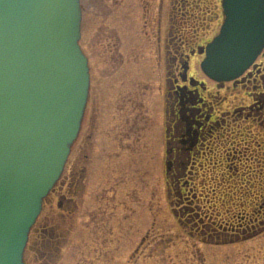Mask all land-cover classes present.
I'll return each instance as SVG.
<instances>
[{"label":"rangeland","instance_id":"obj_1","mask_svg":"<svg viewBox=\"0 0 264 264\" xmlns=\"http://www.w3.org/2000/svg\"><path fill=\"white\" fill-rule=\"evenodd\" d=\"M81 4L80 44L89 58L90 97L56 186L60 193L48 196L41 217L58 226L61 248L50 261L43 260L32 236L26 264H213V249L235 246L242 252V264H261L257 254L264 255V109L257 113L259 100L253 93L264 89L210 79L201 68V52L189 59L188 74L205 82L208 92L202 93L211 101V120L218 125L202 129L192 146L181 142L186 136L178 137L177 144L190 151L183 169L188 184L183 187L186 192L193 187L195 203L201 205L197 225L207 229L211 224L217 238L201 235L183 221L170 182L169 160L180 150L169 152L176 142L168 144L167 79L182 71L178 55L189 49L178 48L180 42L170 36H178L182 28L192 40L200 32L190 43L195 47L211 39L224 20L222 0ZM217 13L221 16L214 21ZM195 25L199 28L191 33ZM204 110L209 113L208 107ZM81 170L84 184L75 191ZM62 195L76 200L71 216L61 213L64 207L57 201ZM234 251L225 253L226 264Z\"/></svg>","mask_w":264,"mask_h":264},{"label":"water","instance_id":"obj_2","mask_svg":"<svg viewBox=\"0 0 264 264\" xmlns=\"http://www.w3.org/2000/svg\"><path fill=\"white\" fill-rule=\"evenodd\" d=\"M220 33L201 52L218 82L264 49V0H222ZM81 0H0V264H26L45 198L77 140L91 87Z\"/></svg>","mask_w":264,"mask_h":264},{"label":"flooded vegetation","instance_id":"obj_3","mask_svg":"<svg viewBox=\"0 0 264 264\" xmlns=\"http://www.w3.org/2000/svg\"><path fill=\"white\" fill-rule=\"evenodd\" d=\"M221 12H222V20H223L224 14H223V11ZM220 16L221 15L217 13L216 17L213 20L214 21L215 19L219 20ZM198 28L196 27V25L195 27H192L191 33L193 32L194 29H195V32H197ZM184 34L185 33L183 32L182 28H180L178 36L177 35H175L174 37L170 36L171 40H174L176 38L178 39V42H180V47L178 48L188 47L189 49H188V52L186 51L183 52L184 50H182L181 55H178L179 57L181 56L182 71H180L178 75L174 73L173 76L167 79L168 81L167 86H169L168 91H167V96H168L167 101L169 103L167 114H168V120L172 122L171 125L169 123L170 121L167 122V125H168L167 126V137L169 138L167 139H168L169 146L175 140L171 138H178V137L181 138L185 136L186 138L182 139L181 142L183 144H190L191 146L194 145L197 139L200 138L199 134L202 131V129L203 130L208 129L209 127L212 126V123L214 122L213 119L211 120L212 118L211 111L207 115L202 112L203 108H205V104L202 103L204 102V97L206 100L209 101L208 96L206 95V93L208 92L207 86L204 81L198 80L192 75H189L188 69L190 67L189 59H191L193 56L199 53V49L200 48L203 49V47H205L206 44L209 41H211L215 37L216 34L211 39H208L206 41L203 40V42L205 43H201V44L198 43L197 47L190 46V43L192 42L193 39L195 38L199 39V37H201L200 32H197V34H193L192 40L191 38L189 39V37L187 38L186 34H185L186 36H184ZM201 55L204 58L205 53L201 52ZM180 81L183 82L182 85L179 84ZM228 83H233L234 86H237L238 84L242 83L244 84L242 86L252 88L255 91L260 88L264 89V50L261 53V55L258 57V59L255 61V63L240 78L234 81L228 82ZM202 91L204 92L206 91V93H202ZM202 94L204 96L201 98ZM262 94H264V91L260 93L259 92L253 93V95H257L258 97L257 100H259V97ZM255 108H256L257 113H259L262 109H264V104H261V102L258 101ZM253 111H255V109ZM171 131H173L172 134H171ZM180 138H178V140ZM169 150H170L169 152L171 153H176L177 150H181L182 153L184 152L185 155L188 153L190 154V151H188L189 150L188 148H183V146L180 147L179 144H175L174 148L169 149ZM57 192H58V187L55 188L52 193L57 194ZM57 202L61 203L59 197H58ZM46 203H47V200L44 203L43 211L39 219L37 220L35 226L33 227L34 234H36L37 238L46 232L45 227L47 226L48 221L41 220V217L45 210ZM49 203H51L50 205L53 206L54 202H52L51 200L49 201Z\"/></svg>","mask_w":264,"mask_h":264},{"label":"trees","instance_id":"obj_4","mask_svg":"<svg viewBox=\"0 0 264 264\" xmlns=\"http://www.w3.org/2000/svg\"><path fill=\"white\" fill-rule=\"evenodd\" d=\"M204 95L202 94L201 98ZM259 101L261 102V104H264V94H262L259 97ZM203 104H205L206 108L208 107L209 109V113L211 108V101H208L205 99L204 97V102H202ZM209 105V106H208ZM204 112H206L205 114H209L206 110H204ZM206 117V116H205ZM216 125H218V122L215 120L212 123V126L209 127L208 129H206L207 131H211L210 129H213L214 126L216 127ZM173 142H177L179 143L178 139H175ZM181 149V148H179ZM179 152V151H178ZM181 152V153H180ZM180 152L178 153V156L174 157V159L169 160V162L171 163V168L173 169V173L171 175V185L173 188V195L177 198L176 199V203L179 205V213L183 214L181 215L182 217L185 215L183 221L185 220L186 222H191L192 225H194L195 227H193V230L197 231L198 233H200L201 235H207L209 238H217L215 235L216 233H218L216 230L214 231L213 229H209V226H211V224H207L205 225L207 227L206 228H199L202 226L197 225L199 220L202 219V217L200 216V210H201V205L196 204L194 197H195V190L193 187H189L187 189V192L185 191L183 185L188 184V180L184 179V167L185 165L188 163V158L190 159V154L188 153L187 155H185L184 153H182V151L180 150ZM185 158V160H184ZM82 171V170H81ZM81 180L79 177L76 178V182L74 183V190L77 187V189L75 191H78L79 188L81 187L82 184H84V182H82V177H83V171L81 172ZM190 182V181H189ZM190 186V185H189ZM60 193V190H58L57 194ZM63 197H61V200L59 203V205H63L62 207H64L63 211L61 212L62 215H67V216H71L72 214H74L75 212V207L77 206L76 204V200L74 197H69L67 195H62ZM173 196V197H174ZM195 203V204H194ZM199 210V211H198ZM247 214V213H245ZM200 216V217H199ZM257 218V217H256ZM253 220H256L255 218ZM51 221H48L46 228V232L43 233L40 237L37 238L36 234H34V228L32 230V234H31V238H30V242H29V247L32 245V236H35V246L36 251H39L40 257L45 260H49L50 261V255L54 254V256L56 255V252H58L61 248L60 243H61V235L57 232V225L55 224H51ZM259 222V220H258ZM227 230L230 229L229 227L226 228ZM232 229V227H231ZM207 231V232H206ZM37 238V239H36ZM207 237H205L206 239ZM217 239H215L216 241ZM222 240V239H221ZM207 241H211L210 239ZM51 256V258H53Z\"/></svg>","mask_w":264,"mask_h":264},{"label":"bare ground","instance_id":"obj_5","mask_svg":"<svg viewBox=\"0 0 264 264\" xmlns=\"http://www.w3.org/2000/svg\"><path fill=\"white\" fill-rule=\"evenodd\" d=\"M196 59L200 60V57H196ZM183 247V246H182ZM239 246H235V247H231V248H225V247H221L218 249H213L214 250V257L212 258L213 264H226V257H225V253L229 250H235L233 252L234 255H231V261H229L228 264H242L243 263V259L241 258L242 252L240 250H238ZM259 252V250H258ZM254 255V254H253ZM256 256V255H255ZM258 259L262 262L261 264H263L264 262V255H259L257 254ZM249 260L245 261L248 262Z\"/></svg>","mask_w":264,"mask_h":264}]
</instances>
